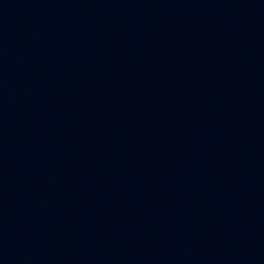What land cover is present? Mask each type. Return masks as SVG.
Instances as JSON below:
<instances>
[{
  "label": "water",
  "instance_id": "obj_1",
  "mask_svg": "<svg viewBox=\"0 0 264 264\" xmlns=\"http://www.w3.org/2000/svg\"><path fill=\"white\" fill-rule=\"evenodd\" d=\"M0 264H264V0H0Z\"/></svg>",
  "mask_w": 264,
  "mask_h": 264
}]
</instances>
